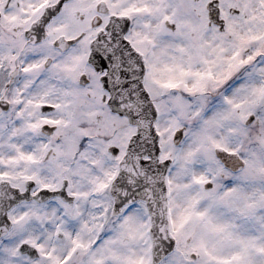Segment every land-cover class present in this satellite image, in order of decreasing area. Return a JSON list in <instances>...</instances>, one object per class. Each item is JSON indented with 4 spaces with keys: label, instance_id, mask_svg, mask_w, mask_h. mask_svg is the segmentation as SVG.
<instances>
[{
    "label": "snow or ice",
    "instance_id": "obj_1",
    "mask_svg": "<svg viewBox=\"0 0 264 264\" xmlns=\"http://www.w3.org/2000/svg\"><path fill=\"white\" fill-rule=\"evenodd\" d=\"M0 264H264V0H0Z\"/></svg>",
    "mask_w": 264,
    "mask_h": 264
}]
</instances>
